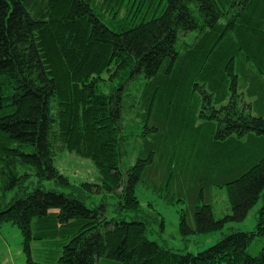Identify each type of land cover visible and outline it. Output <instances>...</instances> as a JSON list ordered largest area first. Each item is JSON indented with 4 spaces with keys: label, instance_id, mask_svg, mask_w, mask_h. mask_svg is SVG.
Masks as SVG:
<instances>
[{
    "label": "trees",
    "instance_id": "trees-1",
    "mask_svg": "<svg viewBox=\"0 0 264 264\" xmlns=\"http://www.w3.org/2000/svg\"><path fill=\"white\" fill-rule=\"evenodd\" d=\"M262 110L264 0H0V234L19 228L27 264L46 240L61 242L56 264H264ZM141 123L131 163L127 130ZM66 153L92 161L116 216L28 183L72 188L55 166ZM193 182L183 237L242 223L263 200L256 229L192 254L122 216L140 210L142 183ZM212 185L226 188L231 215L201 204Z\"/></svg>",
    "mask_w": 264,
    "mask_h": 264
},
{
    "label": "rangeland",
    "instance_id": "rangeland-1",
    "mask_svg": "<svg viewBox=\"0 0 264 264\" xmlns=\"http://www.w3.org/2000/svg\"><path fill=\"white\" fill-rule=\"evenodd\" d=\"M255 115L264 117V110L261 113L255 112ZM129 121V120H128ZM187 123L185 128L187 129ZM143 123L138 126H132L127 130L132 134L131 143L134 146V154L131 155L133 163L138 153L143 150V139L139 135L144 131ZM191 125L189 124V127ZM143 127V128H142ZM148 127H152L151 124ZM190 131H185L184 135H189ZM183 137V132L181 134ZM146 154V153H145ZM141 154L140 157H144ZM126 160L128 161L127 157ZM57 169L69 179L71 187H65L58 182L43 181L39 182L34 175L28 180L31 186H40L47 191H57L65 194H74L84 200L87 206L101 205L103 201L109 204L112 216H116L119 199L114 194L97 192V187L102 185L99 182L100 175L98 170L88 159H83L75 154L66 153L57 158L55 163ZM86 184L96 185L95 187H86ZM162 184V183H161ZM142 183L136 190V196L141 204L138 212H123V217L128 222L133 219H140L148 224L149 240L158 243L166 248L173 249L182 253H201L215 246L224 236L231 231L238 230L242 232H252L256 229L258 212L263 206V200L254 207L247 219L242 223L227 224L223 231L212 234H191L183 237L180 231V219L184 211H190L193 199L194 182L188 188L180 190L178 187L155 185L153 183ZM11 195L9 196V198ZM201 204H211L216 219L231 215L226 188H220L212 185L204 189V200ZM117 207V208H116ZM164 223V228L162 227ZM258 241L260 239H257ZM256 240V241H257ZM264 242V238L260 242ZM259 245V242L258 244ZM62 246L60 240H46L44 242H33L31 246V255L35 264H56ZM0 261L1 264H27V258L23 249V236L17 226L5 224L0 234ZM99 264H119L115 261L101 260Z\"/></svg>",
    "mask_w": 264,
    "mask_h": 264
},
{
    "label": "crops",
    "instance_id": "crops-1",
    "mask_svg": "<svg viewBox=\"0 0 264 264\" xmlns=\"http://www.w3.org/2000/svg\"><path fill=\"white\" fill-rule=\"evenodd\" d=\"M261 243H262V244H264V242H263V241H261Z\"/></svg>",
    "mask_w": 264,
    "mask_h": 264
}]
</instances>
